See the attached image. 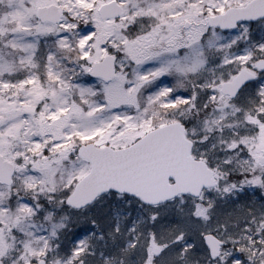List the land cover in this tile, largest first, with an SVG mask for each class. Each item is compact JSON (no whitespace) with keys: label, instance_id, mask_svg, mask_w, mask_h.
<instances>
[{"label":"snow or ice","instance_id":"6c2138e0","mask_svg":"<svg viewBox=\"0 0 264 264\" xmlns=\"http://www.w3.org/2000/svg\"><path fill=\"white\" fill-rule=\"evenodd\" d=\"M0 264H264V0H0Z\"/></svg>","mask_w":264,"mask_h":264}]
</instances>
